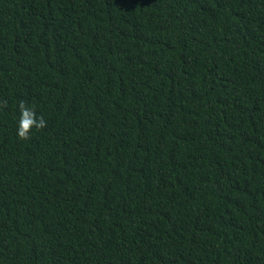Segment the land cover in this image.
Returning a JSON list of instances; mask_svg holds the SVG:
<instances>
[{"label": "trees", "instance_id": "16d2710c", "mask_svg": "<svg viewBox=\"0 0 264 264\" xmlns=\"http://www.w3.org/2000/svg\"><path fill=\"white\" fill-rule=\"evenodd\" d=\"M0 264H264V0H0Z\"/></svg>", "mask_w": 264, "mask_h": 264}, {"label": "clouds", "instance_id": "9594fccd", "mask_svg": "<svg viewBox=\"0 0 264 264\" xmlns=\"http://www.w3.org/2000/svg\"><path fill=\"white\" fill-rule=\"evenodd\" d=\"M47 121L39 115L34 106L21 102L18 105L16 135L21 140H28L33 130H43Z\"/></svg>", "mask_w": 264, "mask_h": 264}]
</instances>
